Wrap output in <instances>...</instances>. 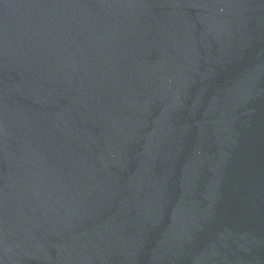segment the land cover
<instances>
[{
    "label": "water",
    "instance_id": "95a60500",
    "mask_svg": "<svg viewBox=\"0 0 264 264\" xmlns=\"http://www.w3.org/2000/svg\"><path fill=\"white\" fill-rule=\"evenodd\" d=\"M0 264H264V0H0Z\"/></svg>",
    "mask_w": 264,
    "mask_h": 264
}]
</instances>
